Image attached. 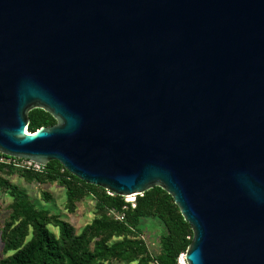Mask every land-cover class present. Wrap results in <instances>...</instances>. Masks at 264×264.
<instances>
[{"label": "water", "instance_id": "water-1", "mask_svg": "<svg viewBox=\"0 0 264 264\" xmlns=\"http://www.w3.org/2000/svg\"><path fill=\"white\" fill-rule=\"evenodd\" d=\"M0 152L163 188L185 264H264V0H0Z\"/></svg>", "mask_w": 264, "mask_h": 264}, {"label": "trees", "instance_id": "trees-1", "mask_svg": "<svg viewBox=\"0 0 264 264\" xmlns=\"http://www.w3.org/2000/svg\"><path fill=\"white\" fill-rule=\"evenodd\" d=\"M28 116L30 131L55 123L41 108L29 110ZM12 175L39 185L57 182L65 188L69 211L90 197L92 217L77 231L59 215L35 206L27 191L11 180ZM3 193L9 201L0 219V264H111L113 260L178 264L192 237L189 223L163 188L155 185L135 195L133 201L125 200L124 195L79 179L57 160L48 161L40 170L0 163V199ZM42 194L50 198L45 190ZM144 219H154L162 226L156 251H151L144 237Z\"/></svg>", "mask_w": 264, "mask_h": 264}, {"label": "rangeland", "instance_id": "rangeland-1", "mask_svg": "<svg viewBox=\"0 0 264 264\" xmlns=\"http://www.w3.org/2000/svg\"><path fill=\"white\" fill-rule=\"evenodd\" d=\"M11 180L21 187H23L35 206L41 209L48 210L50 213L57 214L63 220L70 222L77 231H80L82 226L90 220L92 217L93 202L90 197L76 203V208L73 211H69L65 208L67 196L65 188L58 185L57 182L39 185L34 182H25L18 175H12ZM45 190L49 193L50 198L46 200L43 198L42 191ZM125 200H134L133 195H125ZM9 201V197L3 193L0 199V219H4L6 210V204ZM145 224L143 233L146 241L149 244L151 251L157 250L158 234L162 228L161 224L156 220L144 219L142 221ZM50 230L56 231V228L52 225L48 226ZM111 264H138L136 261L126 262L113 260Z\"/></svg>", "mask_w": 264, "mask_h": 264}, {"label": "built area", "instance_id": "built-area-1", "mask_svg": "<svg viewBox=\"0 0 264 264\" xmlns=\"http://www.w3.org/2000/svg\"><path fill=\"white\" fill-rule=\"evenodd\" d=\"M0 163H5V164H12L14 166H16L17 168H31V169H35V170H40L43 168L42 165H40L37 162H34L32 160L29 159H25V158H18V157H13L10 155H6L3 154L2 152H0ZM116 218L121 219L122 215L121 214H117L113 211H111ZM178 264H183L180 262V258H178Z\"/></svg>", "mask_w": 264, "mask_h": 264}, {"label": "bare ground", "instance_id": "bare-ground-1", "mask_svg": "<svg viewBox=\"0 0 264 264\" xmlns=\"http://www.w3.org/2000/svg\"><path fill=\"white\" fill-rule=\"evenodd\" d=\"M180 262L181 263H183V264H185V261H184V259H183V256L181 255V258H180Z\"/></svg>", "mask_w": 264, "mask_h": 264}]
</instances>
